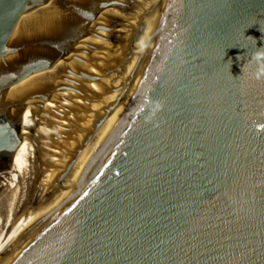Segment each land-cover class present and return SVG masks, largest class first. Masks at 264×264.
<instances>
[{
    "label": "water",
    "instance_id": "1",
    "mask_svg": "<svg viewBox=\"0 0 264 264\" xmlns=\"http://www.w3.org/2000/svg\"><path fill=\"white\" fill-rule=\"evenodd\" d=\"M48 1L83 10L0 0V98L68 42L61 17L20 39ZM153 3L149 38L12 222L0 264H264V0ZM22 103L0 109V163Z\"/></svg>",
    "mask_w": 264,
    "mask_h": 264
},
{
    "label": "bare ground",
    "instance_id": "2",
    "mask_svg": "<svg viewBox=\"0 0 264 264\" xmlns=\"http://www.w3.org/2000/svg\"><path fill=\"white\" fill-rule=\"evenodd\" d=\"M76 1L81 14L53 11L48 1L31 10L21 28L20 39L42 21L49 24L37 32H48L60 17L70 23L68 42L53 62L0 98L2 110L9 101L23 99L16 118L19 142L10 160L0 163V242L158 18L151 0Z\"/></svg>",
    "mask_w": 264,
    "mask_h": 264
},
{
    "label": "rangeland",
    "instance_id": "3",
    "mask_svg": "<svg viewBox=\"0 0 264 264\" xmlns=\"http://www.w3.org/2000/svg\"><path fill=\"white\" fill-rule=\"evenodd\" d=\"M2 219V218H1Z\"/></svg>",
    "mask_w": 264,
    "mask_h": 264
}]
</instances>
